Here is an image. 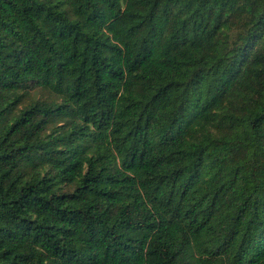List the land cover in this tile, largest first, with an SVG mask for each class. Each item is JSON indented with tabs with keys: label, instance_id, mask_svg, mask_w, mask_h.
<instances>
[{
	"label": "trees",
	"instance_id": "16d2710c",
	"mask_svg": "<svg viewBox=\"0 0 264 264\" xmlns=\"http://www.w3.org/2000/svg\"><path fill=\"white\" fill-rule=\"evenodd\" d=\"M0 264H264V0H0Z\"/></svg>",
	"mask_w": 264,
	"mask_h": 264
}]
</instances>
